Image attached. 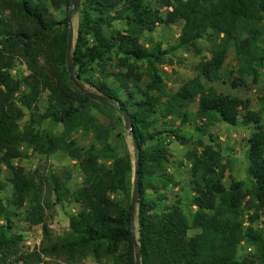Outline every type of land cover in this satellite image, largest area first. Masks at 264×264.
Returning <instances> with one entry per match:
<instances>
[{"label":"trees","instance_id":"trees-1","mask_svg":"<svg viewBox=\"0 0 264 264\" xmlns=\"http://www.w3.org/2000/svg\"><path fill=\"white\" fill-rule=\"evenodd\" d=\"M64 4L68 8L69 0ZM0 8L8 9L16 23L0 38V163L10 172L7 203L18 207L24 199L33 200L28 217L41 223L33 176L11 164V159L21 155V142L42 153L56 148L74 149L77 152L73 156L79 160L84 175L76 195L81 209L68 218L67 231L42 251L67 259L88 252L97 259L110 257L117 264H134L132 217L127 201L132 166L126 152L119 155L110 149L106 142L108 127L84 109L89 97L70 89L65 62L67 16L54 20L43 4L33 0H0ZM77 8L69 52L75 77H83L91 67L103 66L118 56L120 69L111 74V82L89 76L85 79L107 99H97L103 111H125L129 118L138 174L135 221L140 264H264V234L251 226L264 215L263 113L252 110L248 99L217 91L210 85L220 79L219 69L229 49L237 62L238 77L248 76L257 82L258 71H264V0H79ZM114 19L123 22L122 29L111 28ZM176 21H181V26L174 45L162 48L158 43L149 46L141 42L154 23L168 25ZM198 40L206 44V56L195 65L196 74L174 92H165L158 66L171 50L198 52ZM16 55L28 58L32 64L41 56L54 73L56 84L49 86L48 106L51 121L61 127L58 136L46 129H19L21 110L14 93L21 83L26 84L29 91L20 103L29 108L38 95L39 79L32 76L27 80L30 75L22 80L11 77L9 69ZM235 81H231L232 87L241 83L239 79ZM262 81L264 93V76ZM42 85L48 84L43 81ZM195 99L196 118L214 115L224 123L249 129L245 175L250 186L244 188L241 181L230 179L226 187L222 182L226 165L217 144L209 134H205L208 142L198 137L186 152L189 204L195 207L188 220L177 204L167 203L161 192L170 178L159 183L154 180L161 176L167 160L165 141L188 143L173 123L174 119L179 123L189 121L186 107ZM88 124L94 129V142L78 148L73 140H64L72 130ZM194 128L203 132L198 126ZM101 156L108 160L99 162ZM0 214L4 218L0 225V261L4 262L12 226L1 202ZM243 214L248 222L245 226ZM190 229L195 232L190 234ZM42 231L47 232L45 225ZM241 241L253 247L252 254L237 255ZM38 259L37 251L18 256L21 264H34Z\"/></svg>","mask_w":264,"mask_h":264},{"label":"rangeland","instance_id":"rangeland-1","mask_svg":"<svg viewBox=\"0 0 264 264\" xmlns=\"http://www.w3.org/2000/svg\"><path fill=\"white\" fill-rule=\"evenodd\" d=\"M33 1L43 4L54 20H60L65 16L68 17L69 14L73 27L74 40L79 13L77 7H71L72 0H69L70 5L68 8L65 6L64 0ZM152 3L155 4L153 1ZM15 26L16 23L10 11L5 8H0V38L4 37L9 30H13ZM110 26L111 28L122 29L123 22L120 19H114ZM153 26L152 31L143 34L141 42L149 46L158 43L162 48H166L175 44L181 21H176L168 25L154 23ZM205 46L206 44L202 40H198L196 42L198 52L194 51L195 49L187 50L177 48L171 50L166 55L165 62L158 66L165 92H174L196 74L195 65L206 56ZM117 57L111 58L103 66L91 67L88 73L80 78H76L74 70H72V77L75 78L77 83L86 92L98 94L87 83L85 78L89 76L92 80L103 79L111 82V74L120 69ZM28 60V58H23L21 55H16L9 69L11 77L15 80H22V78L29 75L27 80H30L32 76H37L39 79L38 95L29 108H26L20 103L23 96L28 93L29 87L21 83L14 93V101L21 110V115L17 119L18 127L20 130L31 128L38 132L46 129L58 136L61 132V127L51 121L49 113L50 107L48 106V97L50 95L49 86L54 87L56 84L54 73L41 56L37 57L33 64ZM236 69L237 62L234 53L232 49H229L219 69L220 79L210 83V85L217 91L248 99L250 108L255 111H262V117L264 118V93L262 91L264 71L260 69L258 71L257 82H252L248 76L238 77ZM238 79L241 81H237ZM232 80L241 83L232 87ZM43 81L48 85H42ZM144 84L145 80L142 79L141 85ZM70 89L78 90L72 82ZM78 91L83 92L81 90ZM86 95L90 100L84 102V109L98 122L108 127L109 131L106 142L109 144L112 152L119 155L126 152L129 156L132 166L129 172L127 193V201L129 202L132 196L134 169L131 135L128 128L124 126V118L119 111L115 109L103 111L102 107L98 105L97 99L92 98L88 94ZM195 111L196 99L188 103L186 107L189 121L179 123L178 119H174L173 124L179 128L180 134L188 138V143L181 145L173 139L165 141L168 152L166 156L167 160L163 162L161 176L159 175L158 179L154 180L159 183L165 177L170 178L169 181H166L167 184L163 186L164 189L161 192L167 197V203L177 204L188 220L195 207L189 204L191 196L189 183L190 172L186 152L193 148L198 137L203 139L204 142H208L205 134H209L212 141L217 144L222 162L226 165V170L222 178V182L226 187L229 185L230 179L241 181L244 188H249L250 186V181L245 175V139L249 129L241 125H229L214 115H211L210 118H196L194 116ZM194 126L200 127L203 132L201 133L195 130ZM93 135L94 129L88 124L85 127L72 130L65 136L64 140H73V144L81 148L95 141ZM19 150L21 155L11 159V164L21 166L24 172L33 176V182L36 188L35 195L41 207L42 221L41 223H34L28 217V210L33 204V200L24 199L22 205L18 207L7 203L11 194L10 172L0 163V202L4 204L5 213L12 226L8 233L10 236L7 250L8 255L4 259V262L0 261V264H21L18 256L30 251H37L39 254V259L34 264H117L113 258L102 257L97 259L88 252L73 259H67L64 256L48 254L42 251L49 242L61 237L67 231L68 218L81 209V204L76 201V195L84 183V175L80 169L79 160L73 156L77 152L74 149L65 150L56 148L52 152L42 153L36 151L31 145L21 142L19 144ZM81 154L79 153V155ZM107 156L99 157L98 161L103 162V160H108ZM131 217L132 234L136 240L138 232L135 221V203ZM261 217L264 218V215H261ZM258 218L251 223V226L256 230H263L262 233L264 234V229L259 227ZM241 220L243 226L248 224L246 214H243ZM3 224L4 218L0 214V225ZM42 225L46 226V233L42 231ZM194 232L195 229L189 230L190 234ZM252 253L253 247L251 245L245 241L239 243L237 247V255L239 257Z\"/></svg>","mask_w":264,"mask_h":264},{"label":"water","instance_id":"water-1","mask_svg":"<svg viewBox=\"0 0 264 264\" xmlns=\"http://www.w3.org/2000/svg\"><path fill=\"white\" fill-rule=\"evenodd\" d=\"M79 4V0H72L71 1V7L72 8H76ZM72 40H73V27L71 25L70 22V16L68 14L67 17V33H66V42H65V62H66V74L68 79L72 82V84L78 89L83 91L85 94H88L89 96H91L92 98L95 99H102V100H107L106 98L100 96L99 94H92L89 92H86L81 86L80 84L77 83V81L75 80L74 77H72V64L71 61L69 59V52L71 50L72 47ZM122 117L124 118V126L128 128V131L131 135L132 138V145L133 147L135 146V141L132 137V133H131V126L129 125V118L128 115L126 114L125 111H121ZM137 162H134V169H133V189H132V196L130 199V215L132 216L133 210H134V203L136 200V196H137ZM130 230L132 232V225L130 227ZM132 247H133V258H134V264H140L139 261V250H138V244L132 234Z\"/></svg>","mask_w":264,"mask_h":264},{"label":"built area","instance_id":"built-area-1","mask_svg":"<svg viewBox=\"0 0 264 264\" xmlns=\"http://www.w3.org/2000/svg\"><path fill=\"white\" fill-rule=\"evenodd\" d=\"M258 221H259V227H262L261 229H264V218L259 216ZM262 232H263V230H262Z\"/></svg>","mask_w":264,"mask_h":264}]
</instances>
